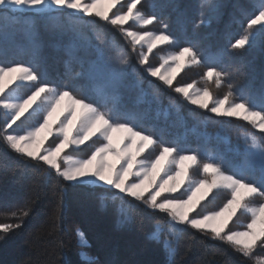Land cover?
Segmentation results:
<instances>
[{
    "label": "trees",
    "instance_id": "1",
    "mask_svg": "<svg viewBox=\"0 0 264 264\" xmlns=\"http://www.w3.org/2000/svg\"><path fill=\"white\" fill-rule=\"evenodd\" d=\"M256 2L139 0L137 9L142 14L157 17L152 30L158 33L166 24V34L175 37V43L149 58L167 49L195 45L203 54V64L187 67L174 85L195 82L214 94L231 91L230 99L238 102L251 97L259 110L264 91V33L257 28L250 47L229 50L230 43L244 34L248 19L264 5ZM200 20L205 23L196 27ZM129 41L110 23L84 14L0 9V64L37 67L52 83L67 84L103 108L123 111L138 127L169 145L196 151L201 161L220 163L226 172L238 170L248 139L253 141L255 136L257 145L264 144V132L248 122L216 117L151 77ZM108 58L120 70L119 80L108 78ZM125 59L129 63L122 65ZM208 66L228 73L220 86L202 78ZM83 150L88 152L89 147ZM17 210L28 215L22 221L11 218ZM2 223L22 226L9 233L0 231V264H85L89 259L91 264H257L258 258H264V249L246 258L211 233L189 226L179 225L174 236L175 222L166 214L115 189L64 182L42 162L15 153L0 140ZM77 229L84 234L86 246L79 241Z\"/></svg>",
    "mask_w": 264,
    "mask_h": 264
},
{
    "label": "snow or ice",
    "instance_id": "2",
    "mask_svg": "<svg viewBox=\"0 0 264 264\" xmlns=\"http://www.w3.org/2000/svg\"><path fill=\"white\" fill-rule=\"evenodd\" d=\"M124 3L127 11L122 10V5L118 7L121 0H0V9H31L36 14L80 13L110 23L130 38L133 48L147 46L138 62L151 77H158L164 85L174 88L175 93L182 94L193 106L216 117H241L264 132V91L259 97V110H256L257 104L251 97L237 102L230 99L231 91L217 98L207 86L193 91L195 82L175 86L174 81L179 83L178 74L189 65L203 64V54L195 45L181 47L163 58L159 67H153L147 62L149 53L158 45L175 43V37L171 32L166 34V24L165 30L158 33L131 30L130 21L151 25L157 17L142 14L137 9L138 0H131V3L124 0ZM203 23L205 21L200 20L195 26ZM257 28L264 33V7L248 19L244 34L230 43L229 50L250 47ZM120 63L126 65L129 61L125 59ZM108 67L111 78L119 80L120 70ZM227 75L208 66L202 78L220 86ZM228 87L232 89L233 86ZM21 89L27 91L21 93ZM0 109L5 115L0 121V140L15 153L42 162L64 182L118 190L124 197L166 214L177 225L211 233L214 239L227 243L243 257L252 258L257 249H264V144L259 145L260 179L252 178L245 167L227 174L220 163L201 161L196 151L178 144L169 145L153 132L138 127L123 111L103 108L87 96L78 95L67 84L52 83L37 67L23 63L0 66ZM26 113L36 114V123L25 134H16L14 126L22 122ZM252 139L255 148L256 137ZM89 144L93 150L86 158L74 160L67 154L83 150ZM256 159L250 156L248 167ZM221 192L224 194L222 206L203 211ZM57 213L60 214V209ZM245 214L250 220L243 230H232L230 222L234 223ZM27 215L17 210L11 213V218L22 221ZM21 226V223H2L0 231L9 233ZM83 235L77 229L78 239ZM85 264H91V260ZM257 264H264V258H258Z\"/></svg>",
    "mask_w": 264,
    "mask_h": 264
},
{
    "label": "rangeland",
    "instance_id": "3",
    "mask_svg": "<svg viewBox=\"0 0 264 264\" xmlns=\"http://www.w3.org/2000/svg\"><path fill=\"white\" fill-rule=\"evenodd\" d=\"M86 2H91V0H86ZM128 3H131V0H127ZM139 2V0H138ZM254 2H256V0H254ZM259 2H264V0H259ZM122 5V10L123 11H127V4L124 3V0H121V4L118 5L121 6ZM138 5V3H137ZM257 6V2H256V5ZM262 7H264V5H262ZM260 7L259 9H257V12L255 14L258 13V11L262 8ZM115 10V9H113ZM12 11V10H11ZM34 12L33 10L31 9H23V10H16V11H12V12ZM134 13H135V10H134ZM80 14V13H78ZM132 27H131V30L133 31H150V32H154L151 28V25H141L139 22H129ZM129 38V37H128ZM130 40V38H129ZM132 45V44H131ZM168 44L166 45H158L156 49L153 50V53L156 52V51H159V50H164L165 48H168L167 47ZM139 53H141L142 51L143 52H146L147 51V46L144 45L143 47H141L140 45H136L135 47ZM172 52H176V51H170V50H166V51H163L162 53H160V55L158 56V54H154L152 56V58L149 59V61H147L148 63H150L153 67H159L163 62H164V59L163 58H166L168 55H170ZM153 53H149L150 54H153ZM109 58H108V65H111L113 66L112 64H109ZM12 65V64H11ZM11 65H8V66H11ZM0 66H4L2 64H0ZM26 66V65H25ZM169 66H171V64L169 63ZM192 65H189L188 67H190ZM185 74V70L182 71V73L178 74V76L180 75H183ZM108 75V78L109 79H112L111 78V74L108 72L107 73ZM150 75V74H149ZM157 79H159L158 77H155ZM207 81V80H206ZM183 84H186V83H182L178 86H181ZM195 88H203L202 85H196L194 86V89L193 91L195 90ZM21 93H25L27 90L26 89H21L20 90ZM225 94L224 93H215V96L217 98H223ZM2 110V109H1ZM3 112V119L5 118V115H4V110H2ZM42 118V117H41ZM237 118H240L242 119L241 117H237ZM22 122L21 123H18V125L14 126L15 127V131H16V134H19V135H23L25 134L26 131L29 130V128L31 126H33L35 123H36V120H37V116L36 114H33V115H29L28 113L25 114V117H22L21 118ZM243 120V119H242ZM245 121V120H244ZM245 122H248V121H245ZM249 124H251L250 122H248ZM252 125V124H251ZM253 128H255L253 125H252ZM257 129V128H255ZM259 130V129H257ZM260 131V130H259ZM261 132V131H260ZM248 141H250L249 145L247 147H244V151L242 153V160L241 162L237 165V169H240L242 167H245V168H248V172L249 174L252 176V178L254 179H260L261 177V168H260V165H259V160H258V157H259V154H260V147L259 145H257V147L253 148L252 145H253V141L251 139H248ZM87 147H89V151L86 152L85 150H77L78 152L75 154V151H69L67 154L69 156H71L74 160L75 159H81V158H86V155L87 154H90V151L93 150V146L92 145H88ZM246 151V152H245ZM245 152V154H244ZM256 157V161L254 163H251V167H248L249 164H250V160H249V157ZM214 160V159H213ZM233 172H227V174H232ZM90 186H98V185H90ZM101 187H106V186H101ZM118 191V190H117ZM224 196L223 192L219 193L212 201L213 204H215L217 202L218 199H221L222 197ZM224 202V199L221 200L220 203H218L217 205H215L211 210H214L217 206H222V203ZM203 211H207V210H204ZM250 220V216H248L247 214L245 215H240L239 219L236 220L234 223L230 222L231 223V226H232V230L234 231H238V230H243V227L249 222ZM174 225H176V227H174L173 229V232L172 234H174V236H176L178 234V228H179V225H177L176 223H174ZM190 227V226H189ZM172 231V230H171ZM157 231L153 233V235H157ZM79 241L81 243H85V239L84 237H81L79 238ZM166 246H168L171 250V247H170V243L169 241H166ZM84 257V256H83Z\"/></svg>",
    "mask_w": 264,
    "mask_h": 264
}]
</instances>
